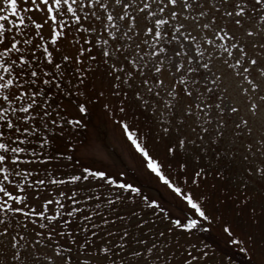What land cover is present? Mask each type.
Here are the masks:
<instances>
[{
  "label": "snow or ice",
  "instance_id": "obj_1",
  "mask_svg": "<svg viewBox=\"0 0 264 264\" xmlns=\"http://www.w3.org/2000/svg\"><path fill=\"white\" fill-rule=\"evenodd\" d=\"M97 105L113 142L85 147ZM234 249L264 254V0H0V264Z\"/></svg>",
  "mask_w": 264,
  "mask_h": 264
},
{
  "label": "rangeland",
  "instance_id": "obj_2",
  "mask_svg": "<svg viewBox=\"0 0 264 264\" xmlns=\"http://www.w3.org/2000/svg\"><path fill=\"white\" fill-rule=\"evenodd\" d=\"M232 92H233V88L229 87L228 88V94L231 95ZM101 113L104 115L103 117H105L104 112L101 111V109H100L99 114H101ZM107 121H108V124H104L102 126V128H101L102 132L100 131V133L98 132L99 130L95 131V129L92 128V127L88 128L87 140L85 141V147H89V146L94 145L95 143H98V142L102 143L101 137L109 145L112 144V142H113V125H112V122H111L110 119L107 118ZM104 132H105V134H104ZM223 201H224V199L222 200V202ZM212 208H210V209H212ZM215 214L217 215V217H222V218L213 221L211 223V227L214 230L215 236H216V233H217V235L219 237L218 236H216V237L220 239L219 241H221V243H223L224 233H223V230H222V225L224 223V220H231L235 224L241 223V218H240V215H239V209L238 208H232V205L229 204L227 206V208L222 207L221 211L219 210V211L215 212ZM234 251H237L239 253V251L237 249H234ZM242 254H244V255H246L248 257H251V259H255L258 262L264 264V254H261L259 251H257L253 255L245 254V253H242Z\"/></svg>",
  "mask_w": 264,
  "mask_h": 264
},
{
  "label": "trees",
  "instance_id": "obj_3",
  "mask_svg": "<svg viewBox=\"0 0 264 264\" xmlns=\"http://www.w3.org/2000/svg\"><path fill=\"white\" fill-rule=\"evenodd\" d=\"M223 86L224 85L222 84L221 87H223ZM90 87H91V85H90ZM100 109H101V111H103L102 108L99 105H97L96 107H94L92 109V111H91V113L89 115L84 117L86 122H90L89 123V127L94 128L95 131L99 130L98 131L99 133H100V131L102 132V130H101L102 126L104 124H108V121H107L108 117H106V116L103 117L104 115L102 113L99 114ZM87 133L82 134V138L85 141L87 140ZM104 134H105V132H104ZM101 141H102V143L105 142L102 137H101ZM91 162H92L91 159H86L85 160V163H91ZM230 187H232V186H230ZM213 191H214V196H213V201L210 202V205H209L210 208H212L213 204H215L216 196H219V199H220L221 202L224 199V191L225 190L220 189L219 185H217V188L214 189ZM234 197H235V188L232 187V195L229 198L228 205L231 204V199H234ZM221 209H222V207L220 205H218V204L215 205V209H214L215 212H217L219 210L221 211ZM201 231H202L203 234L200 235V239L205 241V242H207V243H211V241L213 239L218 240V241L220 240L219 238L216 237V236H218L217 233H216V236H215L214 230L212 229L211 226H210V228L208 230H206V231L205 230H201ZM198 235H199V233H198ZM177 239H179V237H177ZM238 256H239V259L235 260V264H245V262H248V264H262V263L258 262L257 260L251 259V257H248V256H246V255H244L242 253H240V254L238 253Z\"/></svg>",
  "mask_w": 264,
  "mask_h": 264
}]
</instances>
